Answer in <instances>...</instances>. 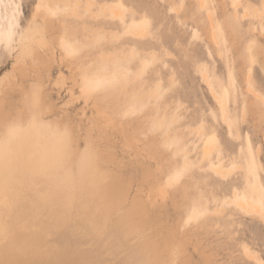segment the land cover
I'll return each instance as SVG.
<instances>
[{
  "label": "rangeland",
  "instance_id": "374dc122",
  "mask_svg": "<svg viewBox=\"0 0 264 264\" xmlns=\"http://www.w3.org/2000/svg\"><path fill=\"white\" fill-rule=\"evenodd\" d=\"M38 1L0 0V78L10 74L0 85V137L33 126L39 137L66 141L65 168L73 184L83 162L100 169L107 176L100 195L109 198L107 188L123 191L126 208L133 207L131 218L148 228L153 264H264L261 221L238 215L237 228L211 214L220 205L213 198L219 186L247 192L256 185L264 197V124L257 129L252 117L241 113L248 86L264 97V0H204L196 21L192 0H104L124 12L125 22L106 25L100 44L90 43V32L75 21L67 23L73 37L44 30L45 9ZM207 11L218 46L207 33ZM56 36L76 48L81 60L76 61V52L72 60ZM22 45L31 47L33 57L21 53ZM108 52L109 59L97 55ZM81 65L98 75L90 78ZM115 69L129 76L113 113L96 95L116 79ZM201 70L209 86L199 77ZM137 72L142 74L134 79ZM85 78L93 80L88 90ZM209 87L225 95L236 129L220 126L222 115ZM132 88H156V97L161 96L138 99ZM159 99L174 103L165 109ZM151 136L164 140L166 149L156 153ZM205 145L212 148L206 158ZM219 165L222 179L211 172ZM98 205L90 198V211L104 217ZM243 248L255 260H247Z\"/></svg>",
  "mask_w": 264,
  "mask_h": 264
},
{
  "label": "bare ground",
  "instance_id": "6f19581e",
  "mask_svg": "<svg viewBox=\"0 0 264 264\" xmlns=\"http://www.w3.org/2000/svg\"><path fill=\"white\" fill-rule=\"evenodd\" d=\"M37 4L45 9L41 18L44 30L53 33L58 31L64 33V37H73L74 33L70 32L72 26L68 25L75 21L80 24L81 29L90 32L87 39L90 43H102L104 37L101 32L106 25L117 21L123 24L125 22L124 12L104 0H85L84 3L80 0H40ZM190 5L191 15L196 21L200 10H204L206 4L204 0H192ZM81 7L84 9L80 10ZM58 13H61V16ZM244 15L245 13L243 17ZM204 17L208 23L207 33L211 37V43L218 46L210 13L205 12ZM134 32L141 33L140 30ZM60 36L56 37L60 40L61 48L66 53H77L76 61L81 60L76 48L64 43ZM39 43L42 46L45 41L39 39ZM21 53L33 57L28 45H22ZM147 54L153 56L151 53ZM97 55L109 59L112 53ZM16 62H23L22 57H17ZM81 69L88 71L90 78L99 73L91 66L81 65ZM113 72L116 79L109 80L108 85L104 84L102 92L96 95V100L106 103L114 113L120 108L119 94L128 85L129 75L118 69ZM141 74L137 72L133 78L136 79ZM8 76L10 74L0 78V85L6 82ZM199 77L209 86V79L203 70L200 71ZM85 83L87 90L93 86V80L85 78ZM33 89V104L36 105L35 98L38 97L39 88L35 86ZM147 89L149 90L144 91L145 93L134 88L130 91L138 99L155 98L156 88ZM209 93L222 115L223 125L220 126H226L230 131L236 129L234 121L228 118L229 109L225 95L217 94L211 87ZM160 96L156 97L157 100ZM245 99L247 106L241 108L242 116L250 115L254 127L261 128L264 124V97L248 86ZM171 100L163 101L162 106L165 109L171 108L174 103ZM33 130L34 127L31 126L18 136L12 135L8 130L0 137V264H153L156 259L154 260L153 243L147 241L148 228L139 226L131 218L129 211L133 207L126 208L125 205L129 203L123 191L113 193L114 190L109 191L107 188L112 195L110 194L109 198L102 197L100 193L102 187H107L104 182L107 176H104L100 169L85 162L78 168V180L73 184L72 176L65 168V149L68 143L53 137H39ZM149 142L154 146L156 153L166 149L164 140H156L151 136ZM211 149L209 145L203 147L205 158L210 156L208 153ZM218 156L221 157V153H218ZM211 172L216 178L224 177V170L220 165L211 167ZM181 189L185 190V187ZM90 198L98 199L100 205L97 207H103L104 217L99 218L95 212L90 211ZM213 198L220 202L211 212L214 217L230 221L237 228H240L238 215L257 219L264 225V208L261 205L264 197L256 185L253 190L249 189L247 192L240 186H219ZM203 204L202 201L201 205ZM225 230L229 232L227 228ZM229 233L234 234L237 231ZM241 251L247 260H255L247 249L243 248ZM158 264L167 263L161 261Z\"/></svg>",
  "mask_w": 264,
  "mask_h": 264
}]
</instances>
